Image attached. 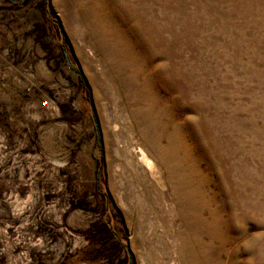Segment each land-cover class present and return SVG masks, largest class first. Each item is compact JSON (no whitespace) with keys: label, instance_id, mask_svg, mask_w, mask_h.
I'll return each mask as SVG.
<instances>
[{"label":"rangeland","instance_id":"374dc122","mask_svg":"<svg viewBox=\"0 0 264 264\" xmlns=\"http://www.w3.org/2000/svg\"><path fill=\"white\" fill-rule=\"evenodd\" d=\"M256 14V0H0V264H264ZM179 160L189 173L170 178ZM193 207L208 233L183 222Z\"/></svg>","mask_w":264,"mask_h":264},{"label":"bare ground","instance_id":"6f19581e","mask_svg":"<svg viewBox=\"0 0 264 264\" xmlns=\"http://www.w3.org/2000/svg\"><path fill=\"white\" fill-rule=\"evenodd\" d=\"M256 7H257V14H256V22H257V25L259 26L258 29L259 31L261 32V28L264 27V0H256ZM101 39H96L95 41V46H96V49L99 51V52H102V54L106 55L110 49H111V42L107 43V44H104V45H101L102 43L100 42ZM96 44H100L101 46H97ZM114 58H121V55L118 54V53H115V57ZM144 132L146 133V130H144ZM168 146L171 147V148H174V145H173V142L169 139L168 140ZM167 149V148H166ZM138 162L144 166V168L149 172V175L151 177H154L155 176V172H154V166L152 164V162L146 157L144 151L140 148H138ZM168 171V174L171 177H175L177 175H186L188 172V169L182 165L181 161L179 160V164L177 166V168H168L167 169ZM179 182L181 183H186V181L184 179L180 180L178 179ZM192 211H195V214L192 213L191 215L189 216H184L183 218L185 219V221H183L185 224H186V227H189L190 229L193 228V230H196L197 226L198 228L200 227V225L203 223L206 227V233L209 232V225H206L208 224L207 222H203L204 220L201 218V216H199V212H198V208L197 207H193L192 208ZM193 238H187L186 240L183 239L182 241V250L185 249V247L187 246V244H189V248L191 246H194L193 244ZM195 243V242H194ZM188 248V249H189ZM199 256L197 255L196 258L192 261L193 263H196L197 261H199ZM191 262V264H193Z\"/></svg>","mask_w":264,"mask_h":264},{"label":"trees","instance_id":"16d2710c","mask_svg":"<svg viewBox=\"0 0 264 264\" xmlns=\"http://www.w3.org/2000/svg\"><path fill=\"white\" fill-rule=\"evenodd\" d=\"M77 76V80H78V83H79V86L80 88L84 91V93L87 95L88 94V87L86 85V82L84 81L83 77L81 76V74L79 73V71L77 70H74V69H71ZM60 112L61 114L64 116V111L62 109V107H60Z\"/></svg>","mask_w":264,"mask_h":264}]
</instances>
